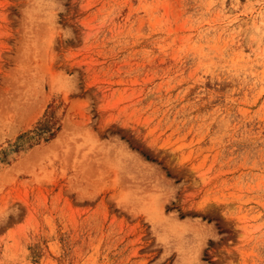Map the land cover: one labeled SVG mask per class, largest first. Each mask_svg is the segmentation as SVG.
I'll return each mask as SVG.
<instances>
[{"label": "rangeland", "instance_id": "374dc122", "mask_svg": "<svg viewBox=\"0 0 264 264\" xmlns=\"http://www.w3.org/2000/svg\"><path fill=\"white\" fill-rule=\"evenodd\" d=\"M0 264H264V0H0Z\"/></svg>", "mask_w": 264, "mask_h": 264}]
</instances>
